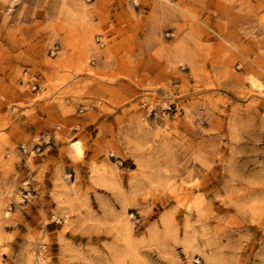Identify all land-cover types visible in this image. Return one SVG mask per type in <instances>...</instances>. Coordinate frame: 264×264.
I'll use <instances>...</instances> for the list:
<instances>
[{
    "label": "rangeland",
    "instance_id": "1",
    "mask_svg": "<svg viewBox=\"0 0 264 264\" xmlns=\"http://www.w3.org/2000/svg\"><path fill=\"white\" fill-rule=\"evenodd\" d=\"M8 3L0 264H264V0Z\"/></svg>",
    "mask_w": 264,
    "mask_h": 264
},
{
    "label": "built area",
    "instance_id": "2",
    "mask_svg": "<svg viewBox=\"0 0 264 264\" xmlns=\"http://www.w3.org/2000/svg\"><path fill=\"white\" fill-rule=\"evenodd\" d=\"M17 3V0H9V3H8V10H12L14 8V6L16 5ZM49 137V136H47Z\"/></svg>",
    "mask_w": 264,
    "mask_h": 264
},
{
    "label": "bare ground",
    "instance_id": "3",
    "mask_svg": "<svg viewBox=\"0 0 264 264\" xmlns=\"http://www.w3.org/2000/svg\"><path fill=\"white\" fill-rule=\"evenodd\" d=\"M77 143V141L74 142V144ZM79 150V149H78Z\"/></svg>",
    "mask_w": 264,
    "mask_h": 264
}]
</instances>
